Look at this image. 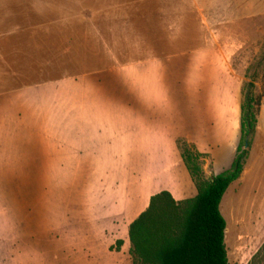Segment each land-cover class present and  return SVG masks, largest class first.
<instances>
[{"label": "rangeland", "instance_id": "obj_1", "mask_svg": "<svg viewBox=\"0 0 264 264\" xmlns=\"http://www.w3.org/2000/svg\"><path fill=\"white\" fill-rule=\"evenodd\" d=\"M228 2L208 5L204 23V12L200 15L186 0H174L164 7L124 8L118 17L134 16L138 30H131L123 20L116 22L117 14L111 11L103 38L94 29L93 33L86 30L82 20L78 27L73 24L76 31L64 34L53 24H31V37L21 40L24 48L14 56L22 61L14 66L22 69L10 70L9 64L0 61V95L49 83L44 92L36 88L13 95V100H0V264H133L129 227L148 208L144 210L147 198L162 190L175 193L192 180L182 153L189 151L192 165L201 167L211 181L216 177L214 161L229 159L234 152L232 146L226 155L222 150L201 151L175 124L201 113H229L231 126L240 136L238 147L251 144L253 136L243 135L240 127L242 87L251 80L259 89L264 86V15L254 11V20H248L245 6L233 8ZM238 13L244 15L240 16L243 21H234ZM213 47L221 55L211 57H221L219 71L230 78L225 102L214 103L212 96L207 100L221 89L216 79L213 87H208L211 80H202L198 61L192 67L195 62L176 59ZM158 53L167 56L160 58ZM116 62L130 69L147 65L148 69L141 67L138 72L142 81L138 90H143L146 101L141 114L158 121L157 135H137L134 119L126 123L113 119L123 105L134 110L127 102L142 94L122 82L119 86L115 82L111 89L119 99L115 105L123 107L113 112V103L110 113L109 104L96 102L93 132H85L87 112L92 109L82 99V118L77 120L71 107L56 117L58 95L87 94L91 81L84 76L109 71ZM227 65L229 69L224 68ZM125 72L129 74L128 69ZM236 75L237 87L231 78ZM78 77L83 82L76 86L73 80ZM16 108L21 111L14 114ZM99 122L103 128L97 127ZM56 124L68 126V134L54 133ZM44 126L48 135L42 134ZM75 126L82 129L72 135L70 128ZM152 142L157 148L150 149ZM259 145L263 142L257 149ZM254 160L261 194H232L230 189L220 208L227 223L230 264H251L264 244V157L260 148ZM184 195L188 199L197 196ZM118 242L123 243L120 249Z\"/></svg>", "mask_w": 264, "mask_h": 264}, {"label": "crops", "instance_id": "obj_2", "mask_svg": "<svg viewBox=\"0 0 264 264\" xmlns=\"http://www.w3.org/2000/svg\"><path fill=\"white\" fill-rule=\"evenodd\" d=\"M174 0H0V61L1 64L5 65L9 64L10 70H19L22 69L21 67H16V65H20L22 61L17 60L14 58L16 54L20 53V49L24 48V43H22V39H26L32 33L31 24H53L54 29L56 31L63 32H73L76 31L73 28L74 26L78 27V22L82 20V22L87 27L86 30H91L93 33V29L96 30L98 36L100 38L106 37L105 30H106V23L110 22L111 18L110 15L113 14L117 16L114 17L116 22L123 20L131 30H138L137 22L134 20V16L132 18L129 16L127 19L122 17L119 18L118 15L122 10L125 8L130 7H164L166 5H170L169 2H173ZM177 1V0H175ZM185 1V0H184ZM191 1L194 8H198V12L201 15L202 13V22H206V7L208 5H223L224 0H186ZM228 4L231 7L236 6H245L246 7V18L249 20H254V11H261L264 15V0H228ZM176 4V3H175ZM110 9V10H107ZM252 11V14L249 12ZM244 12V11H243ZM243 14L238 13L234 21H243V18L240 17ZM200 16V17H201ZM235 16V15H234ZM244 17V15H243ZM67 35V34H65ZM94 36V34H92ZM88 36V35H87ZM31 37V35H30ZM61 37V36H58ZM64 37V36H63ZM67 38H72L73 35H67ZM91 37V35H90ZM23 53V52H22ZM213 54L221 55L217 52V48H209L199 51H194L189 54H184L179 56L176 59L185 60V62H195L192 67L198 61L200 64V76L203 81L211 80L212 83L208 84V87L216 86L215 79L218 80V87L221 90H214L213 95H208L207 100H209V96H212V101L214 103L218 102H225L227 100V90L225 88L228 86L227 81L230 79L226 76L222 71H219V66L223 64L220 62L221 57L219 58H212ZM18 61V62H17ZM116 62V66L112 67L109 71L97 72L93 74H89L86 77L87 81L90 80L91 84L88 85L87 82V94H80L77 93L75 95L68 94L60 97L57 96L54 107H55V115L61 113L62 116L64 111H66L67 107H71L72 110L70 113L74 116H77L76 119L82 118L80 115V110L82 107L79 106L80 99H82V103L87 104V109H92L91 112H87L86 122L87 125L85 132L88 134L90 130L95 127V104L96 102L107 105L109 104L108 110L111 113V104L114 103V107L116 110L119 111L123 106V110H120L117 114L118 117H114L113 119H120L121 122L126 123L128 120L134 119L132 126L136 128V134H147L150 136L157 135L156 134V127L158 125V121H155L151 118L146 116L143 117L141 112L143 111V107L146 104L144 100L143 90L140 97H134L133 100H128L127 103L133 105L134 110H127L125 105L122 107L120 105L116 106L115 103H119V99L112 96V89L111 86L115 85V82L119 86V83H124L122 86L131 87L134 90H138L139 85H141L142 81L138 77V72L141 71V67L147 68L146 66H126L123 64L119 65ZM147 62L142 63L145 65ZM14 64H16L14 66ZM140 65V64H138ZM191 67V69H192ZM215 67H217L215 69ZM141 68V69H140ZM213 68V70H212ZM224 68L229 69L228 65ZM129 70V74L125 72ZM140 70V71H139ZM214 73V75H213ZM111 76L115 79L111 81ZM234 81V86L239 84L237 75L236 77H231ZM222 83H221V81ZM62 79L57 80L56 82H60ZM155 81V80H154ZM83 80L80 77L73 80V84L78 86L81 84ZM226 82V83H225ZM158 81H155V86H157ZM46 85L49 83H43L39 85L27 86L23 88L15 89L11 91V93L0 95V100L7 99L13 100V95L19 94H27L28 91L36 88H40L39 90H46ZM110 86V93L107 86ZM237 87V86H236ZM142 88V85H141ZM88 89L92 91L91 93L88 92ZM103 89V93H99ZM138 90V91H140ZM16 91V92H15ZM137 91V92H138ZM44 92V91H43ZM94 92V93H93ZM19 93V94H17ZM62 95V94H61ZM60 97V98H59ZM63 97H70L69 101H64ZM153 97V96H152ZM85 98V99H84ZM21 107V106H20ZM19 107V108H20ZM153 106H151L152 108ZM13 110L15 112L19 110ZM150 108V109H151ZM127 112L129 113L128 115ZM73 116V117H74ZM111 116V115H110ZM43 117V116H42ZM72 118V117H71ZM68 119V118H67ZM88 119V120H87ZM111 119V118H108ZM231 115L229 113H220L216 111L213 114L210 113H201L198 116L190 117L188 120L183 119L179 121V123L175 124V128L181 129L186 137L190 140L191 143L196 145V147L201 151H212V150H222L225 155L226 151L232 146L234 147V152L229 159L224 160H215L214 161V170L216 172V176L231 170L232 163L234 157H236V148L240 142V136H238V131L233 130V126H231ZM73 124L75 123L72 120ZM110 125V122H108ZM237 125L239 123L235 122ZM97 127L103 128L104 124L101 122L96 123ZM241 127V121H240ZM82 127L75 126L70 128L72 135H77L81 132ZM68 126L65 124H56L54 126V133L58 134H68ZM93 132V131H92ZM50 133L47 126L43 127L42 134L48 135ZM98 133H101L98 131ZM88 139V137H87ZM73 140V137H72ZM78 140V139H77ZM63 141V140H62ZM263 142V145H259L257 149L258 143ZM154 145V146H153ZM140 147L142 148V143L140 142ZM156 147V142H152L150 149H154ZM260 148L261 156L264 157V108L261 112L259 117V125H258V132L254 140V144L252 149L250 150V158L248 164L246 165L241 178L235 182L230 187V192L232 194H261V190L256 187V183L258 179L255 178L254 172V162L255 158L258 154V150ZM102 165H104L102 163ZM188 174V173H187ZM189 179L191 180L190 175L188 174ZM188 182V180H187ZM256 187V189H255ZM235 188V189H234ZM229 190L227 193L229 194ZM163 191H168L172 195L178 194V197L173 196L177 201L187 200L188 198L185 197L184 194H198V191L192 182H188L186 186H184L181 190L175 191L172 193L169 190H162L157 191L154 194L161 193ZM226 193V194H227ZM196 196V195H195ZM147 198V197H146ZM191 199V198H190ZM150 197L147 198L145 202V208L149 205ZM142 205V203H141ZM143 210V211H144ZM142 211V212H143ZM247 211V210H246Z\"/></svg>", "mask_w": 264, "mask_h": 264}, {"label": "trees", "instance_id": "obj_3", "mask_svg": "<svg viewBox=\"0 0 264 264\" xmlns=\"http://www.w3.org/2000/svg\"><path fill=\"white\" fill-rule=\"evenodd\" d=\"M157 44L154 42V49ZM164 56L167 54H157ZM23 87L27 86L18 88ZM263 101L264 86L259 89L253 80L243 84L241 130L243 135L253 137L251 144L241 143L238 147L230 171L207 180L203 169L192 165L190 152L182 153L198 194L177 201L170 192L163 191L150 198L148 208L129 227L133 264H230L225 244L227 223L220 208L248 164ZM122 244L118 242V249ZM251 264H264V244Z\"/></svg>", "mask_w": 264, "mask_h": 264}, {"label": "bare ground", "instance_id": "obj_4", "mask_svg": "<svg viewBox=\"0 0 264 264\" xmlns=\"http://www.w3.org/2000/svg\"><path fill=\"white\" fill-rule=\"evenodd\" d=\"M261 233V232H260ZM258 234V233H257Z\"/></svg>", "mask_w": 264, "mask_h": 264}]
</instances>
